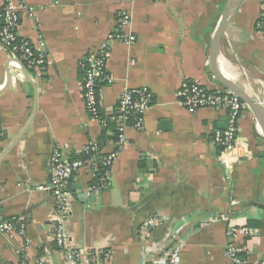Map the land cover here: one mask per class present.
I'll return each instance as SVG.
<instances>
[{
	"label": "crops",
	"instance_id": "obj_1",
	"mask_svg": "<svg viewBox=\"0 0 264 264\" xmlns=\"http://www.w3.org/2000/svg\"><path fill=\"white\" fill-rule=\"evenodd\" d=\"M18 34L49 55L36 77L0 42V221L15 220L23 232L0 231V264H64L53 227L51 155L61 148L80 156L88 141L108 152L115 128L86 110L84 55L109 40L117 15H132L133 44L116 41L107 62L112 84L100 89L104 115L118 113L126 89L148 87L155 100L144 129L129 127L128 142L112 166L110 187L90 193V167L70 181V243L83 250L81 264H142L158 259L179 230V264H234L226 256L228 224L260 222L248 238L249 264L264 261V136L247 105L238 121V159L221 161L214 132L229 114L212 107L190 111L179 103L184 82L224 88L210 64V42L230 0H24ZM3 0H0V7ZM262 0H243L221 43V66L264 105V34L256 22ZM228 157V156H227ZM84 197V199H81ZM164 215L149 233L146 219ZM229 221L226 217H229ZM217 217H220L217 218ZM156 247H160L156 251ZM101 252H109L103 258Z\"/></svg>",
	"mask_w": 264,
	"mask_h": 264
},
{
	"label": "built area",
	"instance_id": "obj_2",
	"mask_svg": "<svg viewBox=\"0 0 264 264\" xmlns=\"http://www.w3.org/2000/svg\"><path fill=\"white\" fill-rule=\"evenodd\" d=\"M262 5H264V0H262ZM22 8H28L32 16L36 15L34 5H30L24 0H3L0 7V42L14 53L25 68L32 69L34 75L39 77L45 73L48 67L49 55L45 48L35 47L29 40L19 36L18 27ZM130 22L131 14L125 11L120 12L117 15L115 30L111 33L109 40L102 42L95 50L84 55L80 61L85 73L82 88L86 110L105 128L109 126L110 122L115 124V146L112 150L104 152L100 142L90 140L82 151L83 156L72 158L63 149L56 148L51 155V182L49 186L38 187L43 190H51L53 193L56 203L53 215V236L57 248L62 253L64 264H81L83 259V250L70 243L68 223L72 215L74 196L70 188V181L80 169L88 166L92 175V183L87 188L90 193H98L110 187L112 166L128 142V128L144 129L147 112L155 100L152 90L148 87H141L140 89H126L122 93L118 113L114 115H104L100 107L101 87L114 82V76L107 70L111 45L116 41L127 44L137 41L136 35L127 29ZM256 27L264 34V10L258 16ZM177 96L179 103L190 111L212 107L228 112L229 126L226 129L216 130L213 140L216 145L223 148L221 161L226 168L232 169L234 162L238 159H234V156H230V154L239 149L236 134L238 121L247 104L226 88L211 89L197 81L184 82L177 91ZM164 218L163 214L148 217L143 225L145 233L147 234L152 228L160 226L164 222ZM217 218L220 219V217ZM229 219L230 216L226 217L227 221ZM22 229L23 227H20L18 221H0V231L9 236H14L18 232L22 233ZM178 231L172 232L170 239L173 244L170 248L161 250L158 259L150 262L144 261L142 264H179L184 241L179 238ZM227 231L226 256L234 264H248L250 248L245 239L256 234V230L247 225H236L231 222L228 224ZM159 248L156 247V251ZM100 256L106 259L111 255L109 252H101ZM261 264H264V261Z\"/></svg>",
	"mask_w": 264,
	"mask_h": 264
},
{
	"label": "water",
	"instance_id": "obj_3",
	"mask_svg": "<svg viewBox=\"0 0 264 264\" xmlns=\"http://www.w3.org/2000/svg\"><path fill=\"white\" fill-rule=\"evenodd\" d=\"M242 1L243 0H230L225 11L223 12L222 17L219 20L211 38L210 64L214 75L220 81L223 87L238 96L252 109V111H254L261 128L262 135L264 136V105L259 100L251 97L240 85L231 79V77L225 74L220 60L223 36L226 32L228 24L240 8Z\"/></svg>",
	"mask_w": 264,
	"mask_h": 264
},
{
	"label": "trees",
	"instance_id": "obj_4",
	"mask_svg": "<svg viewBox=\"0 0 264 264\" xmlns=\"http://www.w3.org/2000/svg\"><path fill=\"white\" fill-rule=\"evenodd\" d=\"M107 128H110V129L113 128L114 129L115 128V124L113 122H110L109 126ZM0 132H1V122H0ZM222 149L223 148L221 146H218V152L219 153L222 152ZM80 156H83V155H80ZM80 156L78 155L77 157H80ZM74 157H76V156H74ZM246 225L248 227H250V228H254V227H257V226L259 227L260 226V222L258 220H256V219L250 218ZM248 238H250V237H248ZM248 238L245 239L246 242H247Z\"/></svg>",
	"mask_w": 264,
	"mask_h": 264
},
{
	"label": "rangeland",
	"instance_id": "obj_5",
	"mask_svg": "<svg viewBox=\"0 0 264 264\" xmlns=\"http://www.w3.org/2000/svg\"><path fill=\"white\" fill-rule=\"evenodd\" d=\"M131 22H132V15H131ZM131 22H130L129 26L131 25ZM129 26H128V27H129ZM127 29H128V28H127ZM123 43H124V42H123ZM114 81H115V78H114ZM113 83H114V82H113Z\"/></svg>",
	"mask_w": 264,
	"mask_h": 264
}]
</instances>
